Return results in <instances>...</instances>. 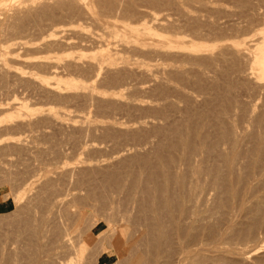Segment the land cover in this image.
Listing matches in <instances>:
<instances>
[{"label": "rangeland", "instance_id": "1", "mask_svg": "<svg viewBox=\"0 0 264 264\" xmlns=\"http://www.w3.org/2000/svg\"><path fill=\"white\" fill-rule=\"evenodd\" d=\"M38 1L0 0V264H264V0Z\"/></svg>", "mask_w": 264, "mask_h": 264}, {"label": "bare ground", "instance_id": "2", "mask_svg": "<svg viewBox=\"0 0 264 264\" xmlns=\"http://www.w3.org/2000/svg\"><path fill=\"white\" fill-rule=\"evenodd\" d=\"M21 1V0H20ZM27 1V0H26ZM30 1V0H29ZM35 0H33V2H34ZM40 1V0H39ZM39 1H38V3H39ZM8 2V1H7ZM32 2V1H31ZM43 2V4H44V1H42ZM264 2V1H263ZM14 3V2H13ZM21 3V2H20ZM26 3V2H25ZM28 3V2H27ZM18 4V3H17ZM34 4V3H33ZM10 5V4H9ZM15 5V4H14ZM24 5H28V4H24ZM31 5H32V3H31ZM45 5V4H44ZM48 5H49V3H48ZM53 5V4H52ZM36 6V5H35ZM40 6H42V5H40ZM46 6V5H45ZM4 7H6V6H4ZM12 7V6H11ZM24 7V6H23ZM26 7V6H25ZM39 7V6H38ZM51 7V6H50ZM49 7V8H50ZM22 8V7H21ZM28 8H29V6H28ZM30 8H32V11H33V8L34 7H30ZM47 8V7H46ZM37 9V8H36ZM36 9H35V12H36ZM1 10V9H0ZM19 10H21V9H19ZM25 10V9H24ZM27 10H29V9H27ZM41 10V9H40ZM46 10V9H45ZM13 11V10H12ZM18 11V10H17ZM22 11V10H21ZM3 12V11H2ZM15 12V11H14ZM25 12V11H24ZM5 13V12H4ZM19 13V12H18ZM29 13H30V11H29ZM33 13V12H32ZM16 14V13H15ZM23 14V13H22ZM28 15V14H27ZM10 16H11V14H10ZM14 16V15H13ZM16 16V15H15ZM32 16V15H31ZM6 17V16H5ZM25 17V16H24ZM8 18H10L9 16H8ZM1 19V18H0ZM2 19H4V18H2ZM1 19V20H2ZM11 19V18H10ZM18 19V18H17ZM36 19V18H35ZM264 20V19H263ZM157 21V20H156ZM11 22V21H10ZM17 22V21H16ZM16 22H14V23H16ZM19 22V21H18ZM1 23H3V22H1ZM9 23V22H8ZM13 23V24H14ZM5 24V23H4ZM12 24V25H13ZM24 24V23H23ZM10 25H11V23H10ZM11 25V26H12ZM18 25H20V24H18ZM1 26V25H0ZM6 26H7V24H6ZM5 25H4V28L6 27ZM14 26V25H13ZM67 26V25H66ZM9 28V27H8ZM17 28V27H16ZM0 29H1V27H0ZM2 29H3V27H2ZM7 29V28H6ZM15 29V28H14ZM50 29V28H49ZM1 31V30H0ZM11 32V31H10ZM1 33V32H0ZM2 33H4V32H2ZM4 35V34H3ZM8 35V34H7ZM180 35V34H179ZM2 37V36H1ZM61 38V37H60ZM23 39V41H24V38H22ZM255 39V38H254ZM1 40V39H0ZM16 40V42L17 41H19V40H17V39H15ZM106 40V39H105ZM258 40V39H257ZM12 41H14V39L12 40ZM20 41H22L21 39H20ZM19 41V42H20ZM16 42H14L15 44H16ZM62 42V41H61ZM4 43V42H3ZM22 43V42H21ZM56 43V42H55ZM102 43V42H101ZM1 44H2V42H1ZM49 44V43H48ZM70 44H71V42H70ZM20 46V45H19ZM109 46V45H108ZM1 47V46H0ZM22 47V46H21ZM108 49V48H107ZM109 49H110V47H109ZM2 50V49H1ZM6 50V49H5ZM112 51V50H111ZM239 51V50H238ZM246 51H248L247 49H246ZM1 53V52H0ZM5 53H8V54H10L8 51H6ZM106 55V54H105ZM114 57V56H113ZM59 66V65H58ZM259 69H261L263 72H264V63L262 62V65H261V67L259 68ZM250 72V71H249ZM55 74H56V72H55ZM59 75V74H58ZM250 75V74H249ZM46 83H47V85H51L52 87H55L54 86V84H52V83H49V81H46ZM263 87V86H262ZM64 88V87H63ZM23 101V100H22ZM0 104H2V105H5V104H3V103H0ZM15 105H17V106H20V107H23L24 106V103H22V102H19V101H15V103H14ZM10 105V104H9ZM8 107V106H7ZM2 111V110H1ZM120 126V125H119ZM5 139V138H4ZM78 164V163H77ZM120 187V186H119ZM68 197V196H67ZM70 199V198H69ZM117 200V199H116ZM75 238V237H74ZM67 241H69V240H67ZM65 243V242H64ZM199 244V243H198ZM201 244V243H200ZM197 245V244H196ZM205 247V245L204 244H201V247ZM262 246V245H261ZM112 247V246H111ZM263 247V246H262ZM257 248V247H256ZM256 248H252V249H250L249 251H246V252H244L243 254V260L244 261H247V260H249L250 259V257H251V254H256L255 252L257 251V249ZM105 249V248H104ZM199 249H201V248H199ZM206 249H208V248H206ZM206 249H204L203 248V250H201V252L202 251H204V250H206ZM211 249V248H210ZM258 249H259V247H258ZM223 251H224V249H222ZM185 251V250H184ZM194 251V253L196 252L195 250H193ZM208 251V250H207ZM218 252H220V251H218ZM225 252H227V253H229L227 250H225ZM224 252V253H225ZM78 253H79V251H78ZM237 253V252H236ZM190 254V253H189ZM242 255V254H241ZM190 256V255H189ZM185 257V256H184ZM186 258V257H185ZM189 258V257H188ZM181 260V259H180ZM94 263V262H93ZM87 264V263H86Z\"/></svg>", "mask_w": 264, "mask_h": 264}]
</instances>
